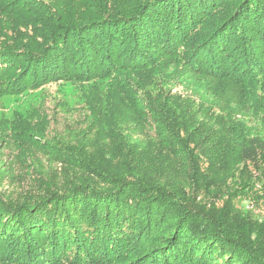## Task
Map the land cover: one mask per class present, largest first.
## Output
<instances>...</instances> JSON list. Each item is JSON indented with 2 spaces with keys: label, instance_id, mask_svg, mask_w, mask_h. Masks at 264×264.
<instances>
[{
  "label": "trees",
  "instance_id": "1",
  "mask_svg": "<svg viewBox=\"0 0 264 264\" xmlns=\"http://www.w3.org/2000/svg\"><path fill=\"white\" fill-rule=\"evenodd\" d=\"M50 84L0 114V264H264V0H0V99Z\"/></svg>",
  "mask_w": 264,
  "mask_h": 264
},
{
  "label": "rangeland",
  "instance_id": "2",
  "mask_svg": "<svg viewBox=\"0 0 264 264\" xmlns=\"http://www.w3.org/2000/svg\"><path fill=\"white\" fill-rule=\"evenodd\" d=\"M158 78H160V85L162 88H165L167 90L171 89L175 94L183 91V88L179 86L175 81L169 80L167 75H160ZM105 82L108 83L107 80ZM105 86V84H102L101 87L105 88ZM81 95V85L68 84L59 86L57 84H50L36 92H25L18 96L2 97L0 99V114L4 115L5 117L12 118L15 112L24 114L30 111L33 107L41 104H44V106L46 105L49 110L53 111V109L56 108L55 101L57 100L60 102H65L66 106L68 107L74 108L82 104L83 98L81 97ZM60 113L61 114L58 115L57 119L58 122H53V126L57 128L65 126L68 122L65 113ZM3 154H7L6 150L3 151ZM4 158L5 157H3L2 160H4ZM57 167L58 165L55 166V168ZM26 183H31V179H29L22 185L11 184V186H13L14 189H20L21 186L26 185ZM240 206L243 209L252 212L254 215L262 216V214H264V202L262 199L254 203L250 198H247L242 201Z\"/></svg>",
  "mask_w": 264,
  "mask_h": 264
}]
</instances>
